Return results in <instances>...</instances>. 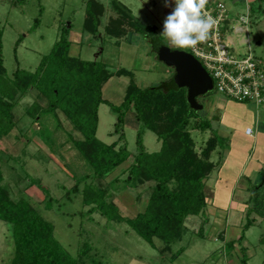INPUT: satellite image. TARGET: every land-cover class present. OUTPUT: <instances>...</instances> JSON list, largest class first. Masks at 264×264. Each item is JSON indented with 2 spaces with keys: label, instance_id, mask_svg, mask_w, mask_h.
I'll list each match as a JSON object with an SVG mask.
<instances>
[{
  "label": "rangeland",
  "instance_id": "374dc122",
  "mask_svg": "<svg viewBox=\"0 0 264 264\" xmlns=\"http://www.w3.org/2000/svg\"><path fill=\"white\" fill-rule=\"evenodd\" d=\"M86 1L0 0V49L8 76H11L16 68L34 71L41 58L48 54L58 40L64 24L71 25L68 34L72 42L71 54L82 59L102 62L113 73L101 88L102 97L109 104L119 106L122 103L130 79L140 87H146L158 85L173 75L174 70L157 58L149 41L142 34L134 33L125 22H119L120 16L113 9V0H95L101 6L100 33L92 36L90 33L82 32ZM114 1L127 6L142 23L153 26L168 46L176 47L161 34L166 16L175 8V0H168L167 7L164 6V0ZM212 1L222 2L227 8L228 18L225 21L227 29L231 20H234L231 12L238 13L242 10L240 14L242 15L246 11L242 5L236 7L233 0H208V2ZM253 5L256 8L250 12L252 25L248 26L247 33L231 34L234 41L233 48L239 57L248 54L250 49L249 51L264 61V0H256ZM107 24L117 28L124 27L126 33L118 37L111 36L104 30ZM243 38L249 39L248 44L241 42ZM183 49L187 50V48ZM119 68L129 70L130 76L115 74L114 72ZM36 93V90L31 89L22 97L14 109L17 116L22 114L28 104L37 99ZM230 100L236 101L213 89L210 90L205 96L198 98L203 108L189 118L187 125L193 139V150L197 154L211 135L215 134L221 139L211 152L210 160L214 162L215 168L204 184V192L207 189L214 206L217 204L224 208H218L217 214L220 219L224 222L226 214L223 203L224 192L227 196L228 193L229 196L232 195V201L237 203L245 201L248 206L246 212L233 210L231 215L229 209L230 216L227 223L238 232V237L243 235L241 239H236L240 250L235 249L229 260L225 255L228 247L224 246L220 239H214L217 237L215 232L218 225L213 218L207 216V210H204L205 216L188 215L184 222L186 229L181 239L175 240L169 244V248L164 249L162 242L157 238L153 239L155 246H151L124 220L107 221L96 211L88 213L89 206L82 204V183L78 185L76 193L67 192L75 179L85 174L90 167L71 142V138H82L81 133L73 129L70 121L60 110L39 112L35 121L30 116L24 117L6 137L0 140V169L3 181L9 185V189L11 188L14 199L24 195L36 210L53 223L54 236L70 254L77 256L84 241L91 245L88 255L83 258L84 264L100 262L103 264H236L243 255L247 256L246 264H260L264 259V215L251 209L255 204L254 201L257 199L256 203L260 202L264 194V182L262 186L255 188L264 179V163H261L262 169L256 171V176L262 178L258 184L252 177L250 180L245 178V172L252 167L253 159L250 157L244 165L245 171L241 178H235L234 174L228 176V171L224 172L229 170L225 166L228 150H231L237 142L231 130L233 120L225 116L224 101ZM109 104L104 102L98 107L96 136L105 143L113 142L118 138V133L113 131L116 114L112 112ZM241 104L246 108L241 109V105H236L235 108H239L238 111L235 110V113L238 112L237 120L235 119L238 123L245 122L246 111L252 114L255 111L264 113V102L256 105L251 102H241ZM233 110L234 108L231 109ZM205 118L210 120L211 127L201 130L197 122ZM139 125L133 110L127 111L124 115V140L120 144H126L130 155L107 175L105 181L117 175L127 176L126 170L138 152L136 132ZM228 127L229 130L226 129ZM245 127L244 125L243 129ZM249 127L253 128V125ZM142 139L146 151L154 152L159 149L160 141L153 131L144 129ZM221 176L224 178L219 180ZM31 177L39 180L40 184L35 182L30 185ZM153 184L152 181H146L125 186L120 182L118 186L116 185L117 189L111 187L108 191L120 213L124 217H132L143 209ZM245 184L248 190L242 188ZM254 192H257L258 196L254 197ZM46 194L53 199L52 207L49 209L44 205ZM262 202L264 203V199ZM247 217L251 224L245 228ZM200 226L203 229L201 234L198 232ZM234 229L231 234H234ZM12 255L11 231L8 225L0 220V264H8Z\"/></svg>",
  "mask_w": 264,
  "mask_h": 264
},
{
  "label": "trees",
  "instance_id": "16d2710c",
  "mask_svg": "<svg viewBox=\"0 0 264 264\" xmlns=\"http://www.w3.org/2000/svg\"><path fill=\"white\" fill-rule=\"evenodd\" d=\"M112 6L120 16L119 22H125L134 33L142 34L155 52L157 42L163 40L154 27L139 21L127 6L118 1L113 0ZM254 8L252 4L250 12ZM100 17L101 6L95 0H87L82 32L97 36L100 33ZM70 29V24L61 27L58 40L32 72L16 68L8 76L0 49V140L24 117L30 116L35 121L39 112L60 110L73 129L81 133L82 138H71V142L90 167L87 173L75 179L67 192L76 193L78 185L82 183V204L89 206L88 213L96 211L107 221L124 220L151 246H155L153 239L157 238L162 242V249L169 248V244L183 236L188 215L205 216L204 179L215 168L210 155L221 139L215 134L211 135L199 154L193 150V139L187 125L189 118L201 109L189 105L185 88L170 86L174 71L169 79L154 86L140 87L130 79L122 103L119 106L109 104L103 99L101 88L113 73L102 62L70 54ZM104 30L115 37L126 33L124 27H112L110 24L105 25ZM186 51L189 52V48ZM114 73L131 74L124 68ZM31 89L37 91V99L17 116L15 107ZM38 99L44 100L45 104L42 105ZM104 102L116 114L113 131L118 133V138L110 143L96 136L98 107ZM131 109L140 124L136 132L138 152L126 170L127 176L117 175L105 181L107 175L130 155L126 144L120 142L124 140V115ZM197 126L201 130L210 128V120L200 119ZM144 129L153 131L160 141L157 151H146L142 139ZM146 181L154 184L143 209L132 217H124L110 198L112 195L108 190L116 188L120 182L127 186ZM35 182L40 184L39 180L29 179L30 185ZM263 182L264 179L255 188L262 186ZM8 186L3 181L0 169V220L8 225L13 241V255L8 264H84L83 258L88 255L91 245L84 241L77 256L70 254L54 236L53 223L36 210L24 195L14 199ZM256 196L258 193L254 192ZM262 199L258 203L256 199L251 210L264 215ZM44 201L45 208L52 207L53 199L49 194L45 195ZM250 224L247 217L244 227ZM202 230L200 226L198 232L201 234ZM234 242L229 241L227 247L232 248ZM246 261L243 255L240 264H246Z\"/></svg>",
  "mask_w": 264,
  "mask_h": 264
},
{
  "label": "built area",
  "instance_id": "2783aa9c",
  "mask_svg": "<svg viewBox=\"0 0 264 264\" xmlns=\"http://www.w3.org/2000/svg\"><path fill=\"white\" fill-rule=\"evenodd\" d=\"M203 14L213 19V27L208 38L189 48V52L200 61L212 78V89L239 102L263 103L264 61L250 49L245 56H237L225 27L228 14L224 3L208 2ZM234 21L235 31H247L250 22L249 7ZM249 132L250 127H247L245 133Z\"/></svg>",
  "mask_w": 264,
  "mask_h": 264
},
{
  "label": "crops",
  "instance_id": "0c3cea01",
  "mask_svg": "<svg viewBox=\"0 0 264 264\" xmlns=\"http://www.w3.org/2000/svg\"><path fill=\"white\" fill-rule=\"evenodd\" d=\"M233 1H234V4H235L236 7H240L242 5V6H244L245 10H247V8L249 7V16H250V6L256 0H233ZM241 13H242V10L240 12H238V13L231 12V16L235 19ZM251 21H252V18L250 19V23H249L248 26L252 25ZM229 25L230 26L228 27L227 35H228V39L232 43V46H234V41H233V38L231 37V34L236 33V34L240 35V34H243V33H247V31L245 29H242V31H235L233 29V26L235 25V21L233 19L231 20ZM248 28H247V30H248ZM241 42H244V43L247 42V44H248L249 39L248 38H246V39L243 38L241 40ZM70 54H71V51H70ZM71 55H75V54H71ZM41 101H43L42 105H44L45 101L44 100H40V103H41ZM224 103H225V106H226L225 116H227V118H230V119L233 120V123H231L233 125L231 130H232V133L234 135V140H237V142L232 147V149L228 150L229 153L227 154L226 159H225L226 163L225 162L224 163H225V166H227V168L229 170H226L224 172L227 173V171H228V176H231L232 174H234L235 178H238V177L241 178L243 176V171H245L244 170V165H245L248 157H250V159H253L252 167L249 168L248 172L247 171L245 172L246 173L245 178H246V180H250L251 177H252V178H254L256 180V184H258L261 181L262 178H261V176H258V177L256 176L257 175L256 171H258L259 169H262L261 163L262 164L264 163V113L257 112V111L254 110L255 112H253V114H252V113L246 111L247 112L246 113L247 117L245 119V122L244 123H240V122L238 123V122H236V120H237L236 117H237V113L238 112L235 113V110H237L239 108H235V107H236V105H241L240 106L241 109L242 108H246V107L244 105H242L241 102H239V101L230 100V101H224ZM233 108H234V110L231 111V109H233ZM224 109H225V107H224ZM254 109H256V108L254 107ZM249 114H250V116H249ZM222 122H223V120H222ZM244 125L246 127L243 129ZM249 125H251V126L253 125V128H250V132L247 134V133H245V129L247 127H249ZM226 129L229 130L230 128L228 127ZM70 148H72V147H70ZM231 169H232L233 173H232ZM88 171H89V169H88ZM87 172H85V173H87ZM226 173H225V175H226ZM208 177L204 179L205 184H206V182L208 180ZM222 178H224V177L221 176V178H219V180H221ZM242 188L248 190L247 189V184L242 186ZM204 190H205V187H204ZM225 190H226V188H225ZM205 193H207L206 194L207 203H206V206H205V210H207V216H209V218L210 217L213 218L215 220V222H217V225H218V229L215 232L216 236L218 238L214 237V239H220L221 242H223L224 246H226V247H227L226 244L229 241H235L233 243L232 248H229V249L227 248V252L225 253V255L227 256V258L229 260V258H231V256L233 255L234 250L239 248L238 247L239 245L236 242V239H238V235H237L238 232L235 231V229L233 228V226L231 224L229 225L227 223L228 217L231 215L233 210L235 212L236 211H238V212H246L248 206L245 203V201H242L243 203H237L235 201H232V195L229 196V193H228V196H227V193L224 192V195H223L224 201H223V203H224V207H226V212H225L226 214H225V220L223 222L220 219V217L218 216L217 211H218V208L219 209H224V208L219 206V205L217 206V204L214 206L213 201L210 199V197L208 195L209 193L207 192V189H206ZM229 209L231 210L230 211V215H229ZM218 221H219V223H218ZM233 229H234L235 232H234V234H231V231ZM238 250H240V249H238ZM246 258H247V256H246ZM236 264H240V259H239V263H236ZM260 264H264V259L260 262Z\"/></svg>",
  "mask_w": 264,
  "mask_h": 264
},
{
  "label": "water",
  "instance_id": "95a60500",
  "mask_svg": "<svg viewBox=\"0 0 264 264\" xmlns=\"http://www.w3.org/2000/svg\"><path fill=\"white\" fill-rule=\"evenodd\" d=\"M155 52L160 61L174 70L170 86L175 89L185 88L189 105L194 109H202L203 104L198 98L212 90L213 83L200 61L190 52L170 47L162 41L157 42Z\"/></svg>",
  "mask_w": 264,
  "mask_h": 264
},
{
  "label": "clouds",
  "instance_id": "9594fccd",
  "mask_svg": "<svg viewBox=\"0 0 264 264\" xmlns=\"http://www.w3.org/2000/svg\"><path fill=\"white\" fill-rule=\"evenodd\" d=\"M208 0H175L174 10L163 22L162 35L177 48L195 47L208 38L214 21L203 10ZM168 6V0H164Z\"/></svg>",
  "mask_w": 264,
  "mask_h": 264
}]
</instances>
